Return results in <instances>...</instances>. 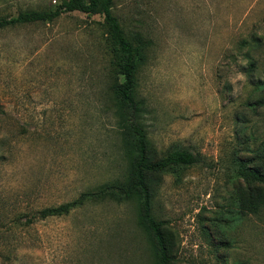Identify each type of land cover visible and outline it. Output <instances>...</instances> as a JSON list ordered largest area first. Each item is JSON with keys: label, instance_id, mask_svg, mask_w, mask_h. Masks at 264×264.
<instances>
[{"label": "rangeland", "instance_id": "rangeland-1", "mask_svg": "<svg viewBox=\"0 0 264 264\" xmlns=\"http://www.w3.org/2000/svg\"><path fill=\"white\" fill-rule=\"evenodd\" d=\"M61 1L0 0V17ZM112 13L150 40L136 86L150 153L198 157L152 176L167 264H264V209L241 207L264 186L237 175L264 164V0H113ZM117 59L100 15L0 30V264H152L134 201L39 214L123 177Z\"/></svg>", "mask_w": 264, "mask_h": 264}, {"label": "trees", "instance_id": "trees-1", "mask_svg": "<svg viewBox=\"0 0 264 264\" xmlns=\"http://www.w3.org/2000/svg\"><path fill=\"white\" fill-rule=\"evenodd\" d=\"M113 0H62L53 10H25L12 17H0V30L34 23H50L62 13L79 12L86 16L100 15L105 34L113 52L118 56L115 62V76L121 77L118 89L113 93L114 105L123 113L124 125L120 129L122 156L126 163L122 178L108 181L86 198L74 200L40 211V217L66 215L86 201L109 200L117 203L134 201L138 226L148 236L152 250V264H167L169 261L161 223L152 215L153 175L164 172L177 173L198 162V157L185 149L171 150L156 158L148 148V139L137 120L141 103L137 97V72L148 59L150 40L139 32H126L112 13ZM264 157V155H263ZM237 175L246 182L264 186V164L255 168L239 165ZM248 213L255 215L264 209V192L255 189L249 202H242Z\"/></svg>", "mask_w": 264, "mask_h": 264}]
</instances>
